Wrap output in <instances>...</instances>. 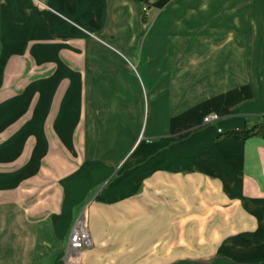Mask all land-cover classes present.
<instances>
[{"label": "crops", "instance_id": "crops-1", "mask_svg": "<svg viewBox=\"0 0 264 264\" xmlns=\"http://www.w3.org/2000/svg\"><path fill=\"white\" fill-rule=\"evenodd\" d=\"M262 118L264 0H0V264H264Z\"/></svg>", "mask_w": 264, "mask_h": 264}, {"label": "built area", "instance_id": "built-area-1", "mask_svg": "<svg viewBox=\"0 0 264 264\" xmlns=\"http://www.w3.org/2000/svg\"><path fill=\"white\" fill-rule=\"evenodd\" d=\"M142 14L146 17L147 8H142ZM218 119V115L209 114L203 117V123H211ZM91 245V238L87 228L84 208L73 221L67 239V245L63 253V264H79V254Z\"/></svg>", "mask_w": 264, "mask_h": 264}, {"label": "rangeland", "instance_id": "rangeland-1", "mask_svg": "<svg viewBox=\"0 0 264 264\" xmlns=\"http://www.w3.org/2000/svg\"><path fill=\"white\" fill-rule=\"evenodd\" d=\"M145 19H147V17H145ZM84 210H85V216H86V220H87L86 208H84ZM256 250L262 256H264V245L263 244L260 245V246L256 245ZM186 252L187 253L185 254V258L184 259H188L192 263H195V264H214V262H215V260L217 258V255L215 253L209 252L206 249L195 248L193 246L190 248V251H186ZM181 254L182 253L177 254L175 256V258H174L175 262L183 260V256Z\"/></svg>", "mask_w": 264, "mask_h": 264}, {"label": "trees", "instance_id": "trees-1", "mask_svg": "<svg viewBox=\"0 0 264 264\" xmlns=\"http://www.w3.org/2000/svg\"><path fill=\"white\" fill-rule=\"evenodd\" d=\"M145 20V16L142 14V21L145 22ZM227 135L240 140H244L252 136H260L264 138V118L251 124L250 126H245L241 130L230 131Z\"/></svg>", "mask_w": 264, "mask_h": 264}]
</instances>
